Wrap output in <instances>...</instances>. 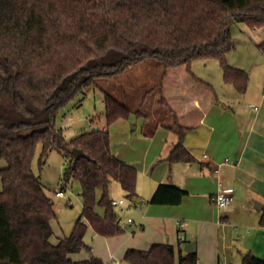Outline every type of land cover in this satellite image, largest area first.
<instances>
[{"label":"trees","instance_id":"obj_1","mask_svg":"<svg viewBox=\"0 0 264 264\" xmlns=\"http://www.w3.org/2000/svg\"><path fill=\"white\" fill-rule=\"evenodd\" d=\"M264 26V0H0V264H106L91 255L72 254L90 249L84 237L88 223L102 236L123 233L120 214L112 204L110 185L121 184L126 199L137 196V169L119 159L110 147V133L92 128L68 141L55 124L56 113L100 78H112L147 58L168 70L185 65L190 75L195 60L216 59L225 82L243 93L248 73L232 67L227 54L235 46L232 26ZM264 52V42L260 45ZM163 102L168 106L165 97ZM106 123L131 115L144 117L110 94L105 95ZM178 141L167 160H195L185 146L188 128L174 114L170 126ZM41 145L40 166L56 150L67 163L64 184L82 186V210L71 233L51 241L54 201L48 196L32 162ZM87 157L74 163L73 149ZM101 191L100 197L98 192ZM174 190L179 203L185 191L161 184L151 203H162ZM103 208L98 213L96 207ZM264 228V207L260 211ZM130 264H199L197 252L171 244L150 249L128 248ZM242 264H264L246 255Z\"/></svg>","mask_w":264,"mask_h":264},{"label":"crops","instance_id":"obj_2","mask_svg":"<svg viewBox=\"0 0 264 264\" xmlns=\"http://www.w3.org/2000/svg\"><path fill=\"white\" fill-rule=\"evenodd\" d=\"M233 26L232 36L236 37L233 49L240 46L243 50L236 54L232 49L227 60L232 67L248 73L243 93L225 82L219 61L213 59L207 61L208 71L202 77L197 76L213 89L197 82L187 68L190 78L187 83L183 76L182 82L175 83L171 91L164 87L173 121L150 122L140 117L139 125L133 128L130 117L118 119L110 126L101 118L95 124L90 123L107 129L111 151L138 171L134 201L126 199L123 189L117 198H112L126 200L122 212L128 211L133 217L132 222L126 220L127 229L123 232L127 233L106 239L109 245L106 258L91 254L106 264L112 257L123 258L128 248L148 250L155 243H167L178 254L186 243L194 240L199 264H242L248 254L264 263V228L260 226V211L264 207V52L246 50L263 41L264 32L244 23ZM194 71L201 74L197 67ZM174 114L188 128L185 146L195 158L191 163L167 160L178 141L170 127ZM220 183L234 195L231 205L223 209L213 202ZM161 184L185 191L180 202L174 203L178 194L167 190L162 203H151ZM138 202H142L140 206L131 208ZM179 221L186 223L184 229L179 227ZM179 233L186 237L182 244ZM73 255V259L79 260Z\"/></svg>","mask_w":264,"mask_h":264},{"label":"rangeland","instance_id":"obj_3","mask_svg":"<svg viewBox=\"0 0 264 264\" xmlns=\"http://www.w3.org/2000/svg\"><path fill=\"white\" fill-rule=\"evenodd\" d=\"M233 30L236 34V27L233 26ZM260 31L264 32V26L260 28ZM232 37L235 40L236 37ZM263 42L264 40L258 42L255 47L246 48V50L262 51L259 46ZM241 50L243 49H241L240 46H236L233 52L238 54ZM207 61L208 60L193 61L191 64V71L196 73V76L202 77L201 75H204L209 68ZM214 62L218 61L215 59ZM195 67L201 71V74L194 71ZM186 68L187 67L183 65L180 69H170L164 76L163 64L155 58H147L112 78H100L94 85L89 86L83 93L77 94L67 102L65 106L58 109L55 117L56 127L63 129L64 135L68 141L82 132L89 131L91 122L95 124L99 122V118H101L102 121L106 119L105 95L107 93L133 110L141 109L150 122L162 121L166 123L168 121H173V115L169 107L163 102V98L165 97L163 89L165 87V89L171 91L175 83L180 84L182 82L183 76H185L187 83L190 78ZM179 70H181V73H179ZM166 94H168V92H166ZM130 119L132 121L131 128L139 125L140 117L131 115ZM41 151L42 147L39 144L32 162V169L39 177L48 196L54 201L56 218L52 219L53 234L51 236V241L56 243L60 238L71 233L81 213L83 202L81 196L82 186L77 180H70V182L68 181L64 184V173L65 169H67V163L63 155L56 150L50 151L45 157L44 164L40 166ZM1 167H6V162L4 160L0 161V168ZM1 183L0 177V187L2 185ZM57 189L64 192L63 197L55 196ZM121 190V184L117 181H113L110 185L111 199L117 198ZM100 195L101 192L99 190L98 197H100ZM96 211L98 213H103V208L97 205ZM128 213V211L119 213L120 227L124 228V230L127 229L126 220L129 218L133 219ZM126 233L123 232L121 235ZM107 238L106 236L96 234L88 223L84 241L90 249L84 248L80 252L74 254L73 257L83 260L91 254H98L105 255L106 258L109 251V245L106 241ZM115 257L118 258L117 256ZM120 259H122V264H130L124 260V255L123 258Z\"/></svg>","mask_w":264,"mask_h":264},{"label":"built area","instance_id":"obj_4","mask_svg":"<svg viewBox=\"0 0 264 264\" xmlns=\"http://www.w3.org/2000/svg\"><path fill=\"white\" fill-rule=\"evenodd\" d=\"M90 127H93V125L90 124ZM218 172H219V169H216L215 173H218ZM55 196L56 197H63L64 196V192L61 191V190H56ZM233 201H234V195H233L232 190L229 189V188H226L223 185V183H220L218 191L213 196V202L215 203V205L218 208L223 209V208H227L228 206H230ZM125 203H126L125 199L112 200V204L115 207H120L121 208V210L118 211L119 213L125 210V207H124ZM141 203L142 202H138L136 204H133L131 206V208L138 207V206L141 205ZM128 221L132 222L133 219L129 218ZM178 225H179V227L181 229H184L185 226H186V223L184 221H179ZM122 229L124 230V228H122ZM185 239H186L185 234L184 233H179L180 244H182L185 241ZM107 264H121V260L117 259L115 257H112V259Z\"/></svg>","mask_w":264,"mask_h":264},{"label":"water","instance_id":"obj_5","mask_svg":"<svg viewBox=\"0 0 264 264\" xmlns=\"http://www.w3.org/2000/svg\"><path fill=\"white\" fill-rule=\"evenodd\" d=\"M73 155H74V163L81 157H87V155L83 152L81 149L74 148L73 149ZM196 248V241H191L185 244L184 250L187 252H194Z\"/></svg>","mask_w":264,"mask_h":264}]
</instances>
